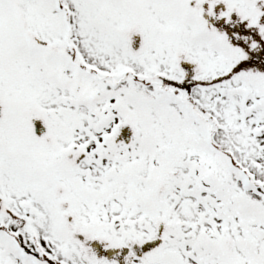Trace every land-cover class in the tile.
Here are the masks:
<instances>
[{
  "label": "snow or ice",
  "instance_id": "obj_1",
  "mask_svg": "<svg viewBox=\"0 0 264 264\" xmlns=\"http://www.w3.org/2000/svg\"><path fill=\"white\" fill-rule=\"evenodd\" d=\"M0 264H264V0H0Z\"/></svg>",
  "mask_w": 264,
  "mask_h": 264
}]
</instances>
